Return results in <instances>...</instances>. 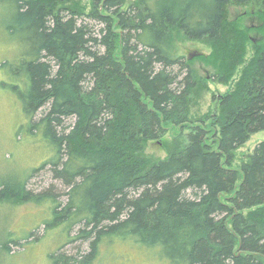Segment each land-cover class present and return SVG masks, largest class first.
<instances>
[{
    "label": "trees",
    "instance_id": "16d2710c",
    "mask_svg": "<svg viewBox=\"0 0 264 264\" xmlns=\"http://www.w3.org/2000/svg\"><path fill=\"white\" fill-rule=\"evenodd\" d=\"M251 1L264 14V0H89L87 9L0 0L5 40L17 48L0 67L29 119L24 129L50 149L40 168L67 202L60 208L50 188L34 193L28 175L0 182V198L51 195L54 225H79L62 244H89L76 254L61 244L52 264H92L104 238L130 239L167 264H264V139L235 164L264 130V42L215 117L190 116V58L172 55L177 31L207 42L225 66L241 63L246 32L227 20V6ZM169 129L183 137L178 149L145 156Z\"/></svg>",
    "mask_w": 264,
    "mask_h": 264
},
{
    "label": "rangeland",
    "instance_id": "374dc122",
    "mask_svg": "<svg viewBox=\"0 0 264 264\" xmlns=\"http://www.w3.org/2000/svg\"><path fill=\"white\" fill-rule=\"evenodd\" d=\"M130 1L133 0H127V3ZM72 2L85 9L89 6V0ZM3 13V6H0V61L3 57L12 59L17 54L16 46L5 40L7 34L2 25ZM226 17L232 24L235 23L234 26L246 32L247 37L243 60L233 68L225 66L219 57L213 55L207 42L183 39L177 31L173 32L172 55L185 58L191 55L188 61L196 80L189 98L191 117L217 115V99L234 89L244 64L253 56L255 47L264 42V14L260 4L253 1L229 4ZM222 75L223 80H219ZM10 82L0 67V182L18 183L28 175L27 187L30 190L39 193L50 188L62 208L67 198L60 190L61 183L52 178L47 166L40 168L50 149L40 141V134L33 135L24 129L29 119L17 94L7 86ZM21 125H24L23 128H20ZM180 135L177 129H169L160 140L148 141L142 153L153 161L163 159L179 147L183 140ZM263 139L264 130L252 134L237 149L235 164ZM50 197L43 195L38 200L26 201L0 198V264H52L51 256L57 248L66 242L69 235H76L79 225L73 226L70 231H67L64 222L54 225ZM29 234L33 235L28 238ZM59 248L67 254L84 253L88 251L89 244L75 239ZM97 254L92 264H167L158 254L138 246L130 239L104 238L99 243Z\"/></svg>",
    "mask_w": 264,
    "mask_h": 264
},
{
    "label": "water",
    "instance_id": "95a60500",
    "mask_svg": "<svg viewBox=\"0 0 264 264\" xmlns=\"http://www.w3.org/2000/svg\"><path fill=\"white\" fill-rule=\"evenodd\" d=\"M188 58H191V55H189Z\"/></svg>",
    "mask_w": 264,
    "mask_h": 264
}]
</instances>
